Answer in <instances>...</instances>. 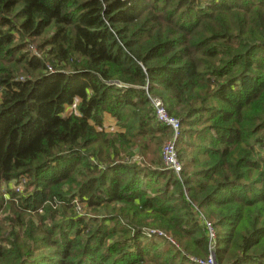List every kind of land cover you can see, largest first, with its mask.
<instances>
[{
	"label": "trees",
	"instance_id": "obj_1",
	"mask_svg": "<svg viewBox=\"0 0 264 264\" xmlns=\"http://www.w3.org/2000/svg\"><path fill=\"white\" fill-rule=\"evenodd\" d=\"M1 184L0 264H264V0H0Z\"/></svg>",
	"mask_w": 264,
	"mask_h": 264
},
{
	"label": "built area",
	"instance_id": "obj_2",
	"mask_svg": "<svg viewBox=\"0 0 264 264\" xmlns=\"http://www.w3.org/2000/svg\"><path fill=\"white\" fill-rule=\"evenodd\" d=\"M119 84V83H116ZM151 103V107L158 123L164 125L169 129L168 138L162 143L160 149L161 162L164 168L172 170L175 175L178 176L181 164L178 161L175 139L179 132L178 119L167 113L163 103L158 98L148 97ZM200 224L206 234V255L202 258L190 257V260L198 264H216L214 260V248H215V230L212 222L200 216ZM169 239V238H167ZM170 240V239H169ZM174 246L176 244L170 240Z\"/></svg>",
	"mask_w": 264,
	"mask_h": 264
},
{
	"label": "rangeland",
	"instance_id": "obj_3",
	"mask_svg": "<svg viewBox=\"0 0 264 264\" xmlns=\"http://www.w3.org/2000/svg\"><path fill=\"white\" fill-rule=\"evenodd\" d=\"M39 37L40 36H38V37H35V38H33V39H28L29 40V42H28V44H27V47H26V49L28 50V51H30V52H32V53H40V51L37 49V47H36V43L38 42V40H39ZM112 83H118V82H116V81H113ZM70 109H72L73 110V112H76V106H75V103L74 104H72V106L70 107ZM111 118H106L105 120L107 121V120H110ZM105 121V122H106ZM112 122V121H111ZM110 122V123H111ZM107 123V122H106ZM164 141V140H163ZM162 141V142H163ZM152 144H153V142H152ZM161 146V145H160ZM152 147H154V145H152ZM160 148V147H159ZM138 155L137 154H135V157L137 158V160H138V157H137ZM134 160H136V159H134ZM10 186V185H9ZM16 186H17V188L18 189H20L21 187L20 186H22V183H19V184H12L11 185V188H15L16 189ZM5 188H6V185L5 184H1L0 185V195H2V196H5L4 194H5V192H6V190H5ZM79 206V208L81 209H79L78 211H77V213H81L82 211H84V209L82 208V207H80V205H78ZM170 240H172V239H170ZM175 244H177L174 240H172Z\"/></svg>",
	"mask_w": 264,
	"mask_h": 264
}]
</instances>
